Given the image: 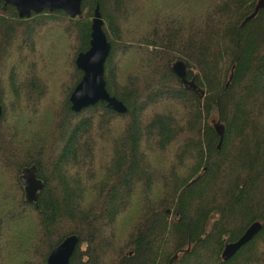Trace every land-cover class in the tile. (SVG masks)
Returning a JSON list of instances; mask_svg holds the SVG:
<instances>
[{"label": "trees", "instance_id": "obj_1", "mask_svg": "<svg viewBox=\"0 0 264 264\" xmlns=\"http://www.w3.org/2000/svg\"><path fill=\"white\" fill-rule=\"evenodd\" d=\"M257 3L83 0L81 16L21 18L0 1V264H47L71 234L70 264H264V227L222 258L264 224V9L246 22ZM98 5L107 89L126 113L71 106ZM33 165L37 203L20 180Z\"/></svg>", "mask_w": 264, "mask_h": 264}, {"label": "water", "instance_id": "obj_2", "mask_svg": "<svg viewBox=\"0 0 264 264\" xmlns=\"http://www.w3.org/2000/svg\"><path fill=\"white\" fill-rule=\"evenodd\" d=\"M5 5H13L18 10L21 18H29L32 13H40L44 10H64L71 17L83 14V0H0ZM261 9H264V0H258L255 11L246 19L253 18ZM104 20L98 5L91 24L90 47L80 52L76 58L77 67L83 72L80 82L76 85L70 96L72 109L80 112L85 108L105 102L109 109L119 113H126L127 106L116 96L110 94L107 89L105 77V64L111 53L112 45L104 31ZM173 71L182 82L192 88H197L195 78L188 79L187 64L183 60H177L172 65ZM2 106L0 104V118ZM223 128V127H222ZM37 166L33 165L24 169L20 176L23 184L26 200L37 203L40 191L44 187L42 179L37 176ZM264 224L260 221L253 222L245 232L235 241H226L222 258L224 261L231 259L246 244L251 242L262 231ZM79 236L71 234L60 244L55 246L47 259V264H70L71 258L79 244Z\"/></svg>", "mask_w": 264, "mask_h": 264}, {"label": "rangeland", "instance_id": "obj_3", "mask_svg": "<svg viewBox=\"0 0 264 264\" xmlns=\"http://www.w3.org/2000/svg\"><path fill=\"white\" fill-rule=\"evenodd\" d=\"M65 75L63 74L61 77H64ZM48 79H51V77H48ZM4 83L6 84L7 81H6V77H4Z\"/></svg>", "mask_w": 264, "mask_h": 264}]
</instances>
